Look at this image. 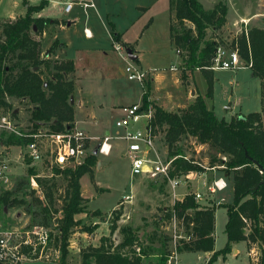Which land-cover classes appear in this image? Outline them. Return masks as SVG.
I'll use <instances>...</instances> for the list:
<instances>
[{
  "label": "rangeland",
  "instance_id": "1",
  "mask_svg": "<svg viewBox=\"0 0 264 264\" xmlns=\"http://www.w3.org/2000/svg\"><path fill=\"white\" fill-rule=\"evenodd\" d=\"M43 0H0V26L6 22L24 16L31 6L39 5ZM49 6L38 17L58 20L60 24L69 21L76 22L71 27L59 28L57 38L45 34L42 37V50L53 47L58 40L51 59L57 51L61 57L76 58L79 63V73L75 72L70 77L74 80L76 91L74 93V107L76 106L77 126L89 136L95 138L93 148L96 149L106 135L111 131L114 137L111 141L112 153L108 156L98 154L97 166L93 172L86 174L81 179L82 194L89 203L87 212L93 213L100 210L102 218L93 217L91 214H81L78 220H83L87 226H98L94 233L98 236L110 233L112 220L111 213L116 209L123 210V216L118 222L119 229L113 236L119 244L124 235L122 229L131 227L138 230L140 243L147 245L150 237L157 234H182L183 229L177 222L165 219V209L172 208L174 200L169 184L165 185L162 178L132 175L131 160L128 155L129 142L122 139L124 131L116 128V121L122 118L123 106L134 103L143 104L144 88L138 81H131L123 74L127 64L115 51L111 32L117 30L141 52L140 63L136 66L150 73L148 81L151 84V100L149 103L162 104L168 110L178 111L195 100L198 94L206 99L207 106L212 109L220 120L231 122L239 114H250L262 110L261 81L254 76L250 67L240 65L239 68H215L214 97L208 98V85L204 74L197 70L192 82L186 84L180 80L182 74V52L179 55L170 39V0H94L96 9H90L86 14L83 7L75 6L70 14L65 12V4L72 0H48ZM206 9H212L219 3H225L229 8L227 23L221 30L210 29L209 39H219L226 50H238V45H232L235 37L243 31L253 27L264 28V0H199ZM113 23L115 27H113ZM76 19V20H75ZM86 23V24H85ZM85 27H88L93 38H87ZM55 30V27H53ZM41 39L40 36L34 35ZM64 44L63 47L61 45ZM56 56V55H55ZM59 57V60H64ZM242 62H244L241 59ZM47 80L48 76H43ZM155 77V82L151 81ZM146 81L145 85H147ZM79 100L83 105H78ZM17 117L14 118L22 129L29 126L30 105L23 101H12ZM149 108V106H148ZM11 113V112H9ZM11 115V114H10ZM76 123V122H75ZM74 123V125H76ZM146 120L132 126L133 131L144 132ZM44 129V128H40ZM156 152L163 158H168V145L164 132L157 134L154 140ZM182 146L189 158L199 162L205 169L200 176L196 172L185 178L175 191L179 197L188 193L208 192V187L213 180L223 173L222 170L211 169V158L217 155L209 145H200L193 138H186ZM15 150L11 151L14 153ZM16 154L10 161L11 175L9 183H0V194L7 190H15L17 183L29 178V167L16 164ZM148 159L156 160L154 151L149 152ZM56 188L54 189L53 221L61 218V208L65 195L67 182L62 176L53 177ZM52 180V179H46ZM229 187L224 191L208 194L207 198L216 207L215 224V251L219 252L227 244L226 224L228 211L225 207L233 203L234 192L232 178L228 179ZM32 187V176L30 177ZM27 186V187H26ZM19 196L26 200V205L0 211L1 230H24L27 226L35 225L42 221V217L28 212L31 205L39 206L37 200L48 203L44 195L45 188L36 191L30 196L27 183L19 188ZM129 197L127 200L126 198ZM42 198L43 200H41ZM204 205V202H201ZM36 223V224H37ZM56 226V225H55ZM53 226V228H55ZM52 228V227H50ZM81 226L74 229L70 241L69 264H81V252L99 244V238L93 241L90 234L80 237ZM75 234V235H74ZM156 238V237H155ZM176 239V238H175ZM156 241V240H155ZM71 243L76 246L71 249ZM95 243V244H96ZM170 248L174 249L170 244ZM80 250V251H79ZM236 251V252H235ZM60 253L52 246L48 256L41 260L28 261L23 264H58ZM210 255L203 252H182L178 254L181 264H208ZM253 258L262 260L259 249H250L245 242L236 244L227 257L220 255L213 264H254Z\"/></svg>",
  "mask_w": 264,
  "mask_h": 264
},
{
  "label": "trees",
  "instance_id": "2",
  "mask_svg": "<svg viewBox=\"0 0 264 264\" xmlns=\"http://www.w3.org/2000/svg\"><path fill=\"white\" fill-rule=\"evenodd\" d=\"M43 0L37 6L27 9L24 16L0 26V117L11 114L17 117L12 101H25L30 105L29 126L34 130L50 129L52 132H64L75 123V107L71 100L75 93V82L70 77L76 71L72 59H51L50 53L60 44L57 40L43 56L42 37L55 35L53 27L59 26L58 20L36 16L49 6ZM174 17L170 26L171 44L182 52V74L180 80L186 84L194 79V73L200 70L208 85L207 97H214V59L220 47H225L219 39H209L208 31L221 30L227 23L228 6L217 3L214 8L206 9L199 0H170ZM38 35L41 39L35 38ZM112 38L119 42L121 35L112 31ZM232 45H238V52L254 76L261 81L262 110L250 114H239L231 122L220 120L207 106L206 99L198 94L188 107L178 111H167L155 103H149L151 84L148 81L143 95L144 109L152 106L153 116L150 121L152 136L156 138L161 131L165 134L168 145V159H174L170 178H181L202 168L184 159L188 155L182 142L193 138L197 144L209 145L217 155L213 156L211 167L224 165L228 179L232 178L234 199L226 205L228 221L226 224L227 244L219 252L215 251L216 207L202 205L195 200L193 193H188L183 200L177 201L172 208H166L165 219H177L182 234L175 239L172 234L150 237L148 244L140 243L138 230L131 227L122 229L123 240L116 244L113 236L118 231V222L123 216L122 209L114 210L108 236L100 238L99 246H89L81 252V264H169L174 252H203L210 255L208 264H213L222 255L227 257L234 245L245 242L250 249H259L264 264V174L258 165L264 166V28L253 27L234 38ZM226 48V47H225ZM137 61V60H136ZM44 75L48 76L47 80ZM11 112V113H9ZM5 145L23 146L28 140L15 135H4ZM98 163V155L91 154L84 164L76 168L61 171L55 169V177L62 176L67 182L61 218L53 221L54 189L52 180L38 179L47 204L37 200L28 212L42 217L35 225L52 227L50 242L44 253L53 246L60 253L58 264H69L70 239L74 229L81 226L82 232L94 234L98 226H87L77 217L81 214L102 218L103 213L96 210L87 212L89 201L82 194L81 179L91 174ZM27 181L17 183L15 190L0 194V211L26 205V200L19 196L20 187L28 184L30 196L36 194L30 186V177L35 175L28 170ZM165 185L168 180H164ZM27 187V186H26ZM56 225V226H55ZM55 226V228H53ZM156 237V238H155ZM156 240V241H155ZM174 249L170 248L173 246ZM38 249L34 259L39 257ZM32 255V250L25 249Z\"/></svg>",
  "mask_w": 264,
  "mask_h": 264
},
{
  "label": "built area",
  "instance_id": "3",
  "mask_svg": "<svg viewBox=\"0 0 264 264\" xmlns=\"http://www.w3.org/2000/svg\"><path fill=\"white\" fill-rule=\"evenodd\" d=\"M83 7L86 11L90 9H96L94 0H72L65 4V12L69 14L75 6ZM87 37L91 38V31L85 30ZM113 46L115 51L120 57L126 61V68L123 70V74L131 81H138L144 93L146 92V81H148L150 73L144 71L140 66H136L134 61L130 60L127 54V48L120 42L113 40ZM180 55L181 52L177 51ZM240 65H245L241 61L238 50H226L225 47H220L217 56L214 59L213 68L233 69L239 68ZM123 112L122 118L116 121V128L124 131L122 139L129 142L128 155L131 160L132 175L137 176H150L152 178L167 179L171 188V195L174 203L183 200L176 194L177 188L181 182L190 177V173L187 176L181 178H170L171 167L175 157L173 159H163L155 150L154 140L152 136V128L150 121L153 116V109L150 105L146 110L143 108V104H134L129 106H123L121 108ZM142 120H146V127L144 132L141 130L133 131L132 126L140 123ZM15 135L16 137L27 139L28 142L25 145L13 146L5 145L1 142L4 135ZM114 137L111 131H107L106 135L101 140V143L96 148L99 153L108 156L112 153L111 141ZM94 137L89 136L78 126L67 128L64 132H52L50 129L44 128L34 130L33 127L28 126L26 129H22L16 124L12 115L7 114L0 117V183H9V175H11L10 161L13 158V154H16L17 158L24 162L26 166L32 168L35 171V175L32 176L33 188L39 191L38 179H51L55 177V169L64 171L70 168H76L85 163L86 159L94 153L96 149L93 148ZM14 153H11V151ZM154 151L156 154V160L148 159L149 152ZM223 161H227L226 157H222ZM184 159L190 161L189 156ZM194 163L199 167L205 169L199 162L194 160ZM215 171L217 168L222 170L219 176L213 180L212 184L208 187V192H194L195 200L197 202H207L212 206V203L208 200L207 196L210 193L216 191H224L229 187L228 177L224 172L225 166L210 167ZM197 174L205 176L203 171H195ZM193 172V174L195 173ZM43 200L42 198H40ZM127 200L129 197L126 198ZM46 204V203H44ZM177 222V219L174 218ZM178 225V224H177ZM52 228L43 225L27 226L24 230H1L0 229V264H23L28 261H35L42 257H47L44 250L47 248L50 242V234ZM180 236H175L176 240ZM41 248L39 257L34 259L38 249ZM25 249L32 250V255L26 252ZM178 254L173 253L169 264H181L179 262ZM254 264H259L257 258H253Z\"/></svg>",
  "mask_w": 264,
  "mask_h": 264
},
{
  "label": "crops",
  "instance_id": "4",
  "mask_svg": "<svg viewBox=\"0 0 264 264\" xmlns=\"http://www.w3.org/2000/svg\"><path fill=\"white\" fill-rule=\"evenodd\" d=\"M70 2V1H69ZM92 10V9H91ZM73 11V10H72ZM71 11V12H72ZM89 11V10H88ZM88 11H86V14L88 13ZM70 12V13H71ZM170 12H171V17H170V26H171V22H172V19H173V17H174V13L171 11V8H170ZM69 13V14H70ZM49 18V17H48ZM76 20V19H75ZM108 21H109V18H108ZM110 22V21H109ZM74 23H76V22H73V21H69V22H67V23H63V24H59V26H56L55 27V35L53 36V38H57V34H58V29L59 28H65V27H71ZM111 23V22H110ZM86 24V23H85ZM112 25H113V27H115V25L113 24V23H111ZM116 28V27H115ZM85 30H90L88 27H85ZM91 31V30H90ZM116 33H119L120 35H121V39H120V43L124 46V47H126L127 49H131V50H133V52H134V55L137 57V61L140 63V58H141V52L137 49V47H134L133 45H131L129 42H126L125 40H124V36L120 33V32H118L116 29L114 30ZM91 35H92V37L91 38H93L94 37V35L92 34V32H91ZM111 36H112V32H111ZM87 38H89V37H87ZM91 38H89V39H91ZM171 39V38H170ZM112 42H113V38H112ZM64 46V44H62L61 45V47H63ZM45 50V53H47V51H46V49H44ZM58 51V50H57ZM55 52L54 54H53V57H56L57 59L59 58V57H61L59 54H58V52ZM56 55V56H55ZM62 59H71V58H65V57H61ZM72 60H74V62H75V66H76V73H77V75H78V73H79V63H78V61H77V59L76 58H73ZM151 81L152 82H155V77H151ZM190 82H192V80L190 81ZM75 91H76V86H75ZM151 94L152 93H150V99L151 100H153L152 98H151ZM194 101V100H193ZM192 101V102H193ZM191 102V103H192ZM191 103H189V104H191ZM134 104H136V103H134ZM134 104H132V105H134ZM189 104H187L186 106H182V107H180V108H186V107H188V105ZM78 105H80V106H82L83 105V101H81V100H79V102H78ZM157 105H159L160 107H163L165 110H167V111H174V110H168V109H166L165 108V106L164 105H162V104H157ZM75 124H76V126L78 125L77 123V119H76V106H75ZM107 131H109V130H107ZM13 160V159H12ZM15 161H16V164H22V162H21V160H19L17 157H15ZM186 195V194H185ZM184 195V196H185ZM184 196H182V197H180V198H183ZM84 198H86L85 196H84ZM87 199V198H86ZM88 200V199H87ZM204 205H208V203L207 202H204ZM85 224V223H84ZM77 234H79L80 235V237H85L84 235H86L87 233H85V232H81V233H77ZM75 235V234H74ZM102 236H107L106 234H103V235H101V236H98L97 235V233H94V234H92V235H90V238L93 240V241H96V239L97 238H101ZM100 238H99V244H100ZM71 241V240H70ZM96 243V242H95ZM95 243H93V246H95V247H97V246H99V244H98V242L95 244ZM235 246V245H234ZM74 247H76V246H74L72 243H71V249H74ZM71 252H72V250H70ZM80 251V250H79ZM236 252V251H235ZM38 260H41V259H38ZM35 261H37V260H35Z\"/></svg>",
  "mask_w": 264,
  "mask_h": 264
},
{
  "label": "water",
  "instance_id": "5",
  "mask_svg": "<svg viewBox=\"0 0 264 264\" xmlns=\"http://www.w3.org/2000/svg\"><path fill=\"white\" fill-rule=\"evenodd\" d=\"M127 54H128V57H129L130 60H132V61H134V62L137 60V57L134 55L133 50H131V49H127ZM46 55L48 56V55H49V52H47ZM71 102H72V103L74 102V98H72ZM98 151H99V150L96 149V150L94 151V155H98V153H99ZM258 167H259V169L261 170V172L264 174V166H262V165H258ZM262 184H264V181L262 182Z\"/></svg>",
  "mask_w": 264,
  "mask_h": 264
}]
</instances>
